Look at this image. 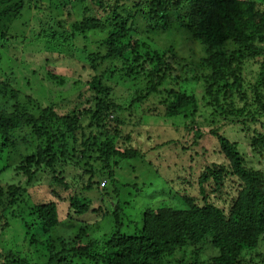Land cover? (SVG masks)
I'll return each instance as SVG.
<instances>
[{
  "label": "trees",
  "instance_id": "1",
  "mask_svg": "<svg viewBox=\"0 0 264 264\" xmlns=\"http://www.w3.org/2000/svg\"><path fill=\"white\" fill-rule=\"evenodd\" d=\"M31 1L0 0V16H4L0 21L9 15L22 13L26 7L31 9ZM86 1L69 0L76 3ZM89 1L103 9L100 17L86 14L80 20L71 21L72 30L65 29V22L52 25L47 21L37 35L45 43L61 47L72 46L73 40L83 41L87 32L107 33L102 42L108 48L107 54H90L96 71L91 82L94 101L91 103L90 99L89 102L92 106L75 108L66 114H59L53 104L42 107L38 114L31 113L33 110L22 112L19 107L13 111L0 107V140H3V147L10 142L15 144L11 139L23 131L26 151L19 150L22 158L13 166L9 164L15 161L16 152L11 151L5 166H0V176L7 170H16L31 181L43 166L55 174L59 165L78 163V158L82 162L86 159V166L90 168L86 170L88 176L84 190L98 193L105 205L94 210L93 198L75 194L70 197L71 208L75 215L103 211L102 221L108 216L109 207L114 210L111 219L104 220L110 223L109 228H103L102 221L100 223L99 230H106L102 239L92 235L94 230L89 228V224L77 236L72 233L60 237L58 227L62 220L58 202L53 199L35 202L33 210L38 216L37 222L51 234L53 243L48 264H162L164 257H174L178 251H182L181 256L185 258V249L190 246L196 249L195 254H199L203 250L202 245H211L216 254L205 263L197 260L190 263L178 256L176 258L183 264H243L244 255L258 251L264 241V3L257 0ZM140 17L152 31L159 28L185 29L206 53L204 71L200 72L199 67L188 70L187 64L178 61L177 50L166 47L159 50L140 37ZM2 40L8 42L6 32L0 37V46L4 45ZM106 58H112L114 62L110 69L100 71L97 60ZM251 66L258 68L253 80L247 77ZM124 70L133 72L135 79L143 77L145 87L139 85L142 81H136L138 90H135L133 81L134 89H115L120 85V79L124 78L121 76ZM179 70L185 72L183 77L177 75ZM53 77L57 79V76ZM169 79L180 87L171 90L172 99L164 100L166 116L188 117L191 110H200L197 97L188 92L187 85L191 80H203V96L208 99L206 106L213 122L219 119L224 124L242 122L248 136L249 126L259 125L260 128L254 129L249 136L251 158L257 160L258 166L250 164L238 141L221 134L220 128L212 129L210 134L218 141V152L224 156V161L216 163L211 159L212 154L196 149L192 157L194 161L189 164L186 173L188 175L181 179L184 167L176 168L173 177L171 175L167 180L176 189L183 204L177 207L151 206L145 210L142 224L135 221L132 231H126L123 216L127 204L120 198L121 188L133 189L135 194L143 191L139 185L135 186L137 179L134 185L120 180L115 165L123 164L120 172L126 164L132 167L137 162L152 164L138 142L143 135L140 128L126 132L125 127L130 123L128 113L134 105L142 106L149 96L160 93L159 87ZM128 88L132 93L135 90L136 97ZM144 118L140 117V120ZM175 127L177 136L191 130L189 125L180 123ZM203 135V131L198 129L194 135L195 143ZM173 141L168 140L167 146ZM93 162H97L99 169L94 167ZM104 176L108 180L102 181ZM227 177L237 178L241 186L228 210L207 200L202 205L195 203L190 187L195 188L196 183L206 197L205 183L212 181V190L217 193L226 185ZM53 178L57 184L63 183L59 176ZM142 184L147 183L143 181ZM111 187L117 197L109 206L106 203ZM24 191V185L9 184L6 190L0 185V230L8 228L7 212L19 204ZM53 194L58 195L56 191ZM12 215L16 217L14 211ZM23 222L28 229L32 227L28 220L23 219ZM0 260L1 264H40L31 263L29 257L17 252L0 253Z\"/></svg>",
  "mask_w": 264,
  "mask_h": 264
},
{
  "label": "rangeland",
  "instance_id": "2",
  "mask_svg": "<svg viewBox=\"0 0 264 264\" xmlns=\"http://www.w3.org/2000/svg\"><path fill=\"white\" fill-rule=\"evenodd\" d=\"M257 1L264 3V0ZM30 5H32L31 9L26 7L22 13L14 16L9 15L6 17L7 19L0 21V37H2L3 32H6L9 38L8 42L2 40L4 45L0 46V107L9 111L19 107L20 110H23L22 112L33 110L31 113L35 114H38L37 111L42 107L44 108L50 104L56 106L59 114H66L75 108H90L92 105L89 100L91 99V103L94 101L91 82L96 74L95 65L92 64L94 61L91 60L90 54H107L108 48L105 44L102 45L107 33L102 31L87 32L83 41L73 40L72 46L62 45L61 47L55 44L52 46L49 42L45 43L44 39L40 38L37 33L47 25L45 24L47 21L50 24L58 22L63 24L65 22V29L72 30L73 22L71 21L80 20L86 14L100 17L104 13L103 9L89 0L85 3L69 2V0H32ZM3 17L0 16L1 19ZM140 19L138 18L140 37L159 50H164V47L177 50L179 54L178 61L183 65L187 64L188 70L199 67L200 72L204 71V67L206 68L204 63L206 53L198 42L191 39L190 34L185 29L175 30L171 28L163 30L159 28L152 31L150 26H147L148 23L143 18L140 17ZM113 62L114 59L112 58H106L102 61L97 60L100 71L110 69ZM251 67L248 68L249 74L247 73V77L253 80L258 68ZM174 74L176 73L174 72ZM179 74L183 77L185 72L179 70L177 75ZM54 75L57 76V79L53 77ZM121 76L124 78L120 77V85L115 87L117 90L132 87L133 81H135V90H138L136 81H142L139 85L145 87L143 77L138 76L139 78L135 79L133 72L129 73L124 70ZM61 81L64 82L61 83ZM174 83V80L169 79L159 87L160 93L149 96L142 106L134 105L131 112L128 113L130 123L128 122L125 127L126 132H133L135 130L133 128H140L143 135L138 139V142L146 151L147 159L152 164L144 165L137 162L134 167L126 164L120 172L119 169L123 164L115 165L114 169L120 180L134 185V180L137 179L136 183L138 184L135 186L139 185V188L143 191L140 194H135L133 189L121 188L120 198L124 201V204H127L123 216L126 231H132L131 227L135 221L142 224L144 212L151 206L172 205L177 207L183 204L180 203L176 189L174 190L167 180L171 178V175L173 177L176 168L181 169L182 167H184V170L182 169L181 179L183 178L187 173L189 164L194 161L192 157L196 149L212 154L211 159L216 163L224 161V156L218 152L220 148L218 141L210 134L212 129L217 128L219 130L220 128L221 134L232 141H238L242 146L241 152H245L250 159V164L258 166L257 160L251 158L249 136L254 132V129L260 128L259 125L251 124L248 136L244 128L245 124L242 122H234V125L226 122L224 124L222 119L213 122L209 107L206 106L208 105V99L203 96L205 95L203 80L199 82L191 80L187 85L188 92L194 93L197 97L198 104L201 107L200 110H191L188 117L182 115L168 117L165 114L166 104L164 100L166 98L172 99V89H179L180 86ZM128 89L136 97L135 90L132 93L131 89ZM140 117L145 118L140 120ZM179 123L189 125L191 130H185L182 136H177L175 125ZM181 127L185 128L184 126ZM198 129L202 130L204 135L199 137L198 142L195 143L196 138L194 135ZM23 138V131H20L11 139L15 144L8 142L9 144H4V147L3 140H0V166H5V161L11 151L16 152V155L14 156L15 161L9 165L13 166L20 163L22 155L18 152L19 150H25ZM170 139H174V141L167 146L169 144L167 141ZM30 146L35 148L34 145ZM3 151H6V153ZM77 160H79L78 163L75 161L74 164L57 166L55 174L48 167L43 166L31 181L24 173L20 174L16 170H7L0 176V185H3L5 190L9 184L24 185L26 189L19 204L12 210L15 212L16 217L12 215V211L7 212L9 226L5 231L0 230V253L7 255L17 252L21 253L23 257H29L32 260L31 263H49V252L50 248L53 247L52 240H50L51 234L47 233L46 229L37 222L38 216L33 208L36 203L47 202L52 199L58 202V212L62 220V224L58 227V233L62 235L60 237L72 233L73 236H77L79 231L86 224H89V228L94 230L92 235L95 238L101 237L102 239L106 230H99V228L104 212L97 213L94 211L90 214L75 215L74 210L71 208L70 197L75 194L93 198L92 208L94 210L105 205L101 202L102 197H98V193L84 190V183L88 176L86 170L90 167L86 166L88 160L85 159L83 162L79 158ZM93 164L94 167L99 169L97 162H93ZM177 170L179 171V169ZM56 175L62 178L63 183L57 184L54 181L53 177ZM103 180H108V178L104 176L102 177ZM143 181L147 184H142ZM67 185L68 188H66ZM188 186L190 187V185ZM205 187L206 193H208L206 197L201 193V187L196 183L195 188L190 187L193 191L195 203L202 205L209 201L225 210H228L232 199L241 188L237 178L233 177H227L226 185L217 193L212 190L214 189L212 181L205 183ZM109 190L110 194H106L109 200L105 203L110 206L117 194H113V187ZM55 191L58 195L53 194ZM113 211V207H109V214L104 220H110ZM23 219L28 220L32 227L30 226L28 229ZM103 221V228L106 226L109 228L110 223ZM202 246L203 250L199 254H195L196 249L190 246L185 249V258L181 256L182 251H178L176 256L190 263H195L196 260L205 263L216 254L211 245ZM258 252L262 254H257ZM176 256L164 257L162 264H183L184 262H179ZM244 256L243 264H264V241L258 251Z\"/></svg>",
  "mask_w": 264,
  "mask_h": 264
},
{
  "label": "built area",
  "instance_id": "3",
  "mask_svg": "<svg viewBox=\"0 0 264 264\" xmlns=\"http://www.w3.org/2000/svg\"><path fill=\"white\" fill-rule=\"evenodd\" d=\"M103 184H104V183H103ZM103 184H102V185H103Z\"/></svg>",
  "mask_w": 264,
  "mask_h": 264
}]
</instances>
